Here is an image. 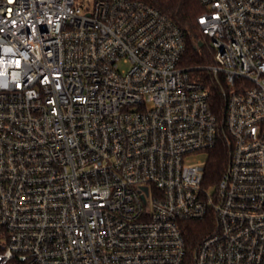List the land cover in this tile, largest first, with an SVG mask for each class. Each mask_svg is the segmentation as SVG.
<instances>
[{"label":"built area","instance_id":"1","mask_svg":"<svg viewBox=\"0 0 264 264\" xmlns=\"http://www.w3.org/2000/svg\"><path fill=\"white\" fill-rule=\"evenodd\" d=\"M198 1L221 112L144 0H0V264H264V0Z\"/></svg>","mask_w":264,"mask_h":264},{"label":"trees","instance_id":"2","mask_svg":"<svg viewBox=\"0 0 264 264\" xmlns=\"http://www.w3.org/2000/svg\"><path fill=\"white\" fill-rule=\"evenodd\" d=\"M153 5L162 13L169 16L184 32L187 50L183 59V65L190 68L193 78L202 81L210 89L211 100L216 109L221 112L224 102L221 97V89L213 76L207 71V67L215 64V55L209 39L200 31L197 18L203 13V7L198 0H144ZM203 42L198 50L195 46ZM228 152L223 146L213 151L208 160V178L212 183L216 182L227 163ZM201 227V226H200ZM202 232L199 226L189 229V237L197 241Z\"/></svg>","mask_w":264,"mask_h":264},{"label":"rangeland","instance_id":"3","mask_svg":"<svg viewBox=\"0 0 264 264\" xmlns=\"http://www.w3.org/2000/svg\"><path fill=\"white\" fill-rule=\"evenodd\" d=\"M197 159H203L206 161V159L208 158V156L206 154H199L197 156H195Z\"/></svg>","mask_w":264,"mask_h":264},{"label":"water","instance_id":"4","mask_svg":"<svg viewBox=\"0 0 264 264\" xmlns=\"http://www.w3.org/2000/svg\"><path fill=\"white\" fill-rule=\"evenodd\" d=\"M203 46V42H199L196 46L195 49L198 50L199 48H201Z\"/></svg>","mask_w":264,"mask_h":264}]
</instances>
